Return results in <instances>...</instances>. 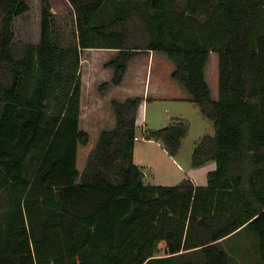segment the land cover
Listing matches in <instances>:
<instances>
[{"label":"trees","instance_id":"trees-1","mask_svg":"<svg viewBox=\"0 0 264 264\" xmlns=\"http://www.w3.org/2000/svg\"><path fill=\"white\" fill-rule=\"evenodd\" d=\"M68 2L75 31L62 46L48 0L37 43L15 37L28 3L0 0V264H238L222 242L243 229L264 264V0ZM94 48L117 51L101 91L140 52L173 63L171 77L214 126L191 154L193 166L215 162L204 185L145 181L133 158L139 96L111 101L116 124L78 170L90 139L80 127L81 52ZM212 52L216 99L205 76ZM187 132L181 117L142 129L174 158Z\"/></svg>","mask_w":264,"mask_h":264},{"label":"rangeland","instance_id":"rangeland-1","mask_svg":"<svg viewBox=\"0 0 264 264\" xmlns=\"http://www.w3.org/2000/svg\"><path fill=\"white\" fill-rule=\"evenodd\" d=\"M29 5L26 14L14 20L13 28L16 40L25 43H37L39 40V23L41 12V0H25ZM53 12V22L57 35L62 46L73 42L75 22L74 13L68 0H48ZM114 49H84L81 52V80L83 79V113L80 127L89 133L88 144L78 146L77 168L82 170L86 163L87 154L93 148L98 133L112 124L111 99L109 92L111 84L101 91L102 83L109 81L104 60L108 55H114ZM147 52H140L144 54ZM159 55V53H157ZM164 55V54H163ZM135 56V57H136ZM165 58L166 55H164ZM168 62L173 63L167 58ZM155 73V66H154ZM205 76L211 88L214 98H217L218 64L215 52L205 68ZM109 79V80H108ZM159 95V94H158ZM157 96L150 92L146 107L143 105L138 111L135 147L133 152L134 162L146 171L145 181L152 184L176 185L183 179L191 177L196 185H204L207 181L208 171L215 168L214 161H207L200 166L191 164V154L194 146L206 134L214 133V126L211 120L197 113V105L191 101L172 100ZM158 97V98H154ZM145 105V104H144ZM146 109V123H155L156 127L165 126L176 117H181L188 123L187 135L183 138L180 151L176 156V162H170L168 155L157 143L147 141L142 135V112ZM199 112V110H198ZM153 124L149 126L152 127ZM155 127V126H154ZM246 229L241 230L230 239L222 242V247L228 249L235 255L238 264H257V258L253 253L252 243L255 237ZM164 243L159 244L158 256H163ZM192 256V255H191Z\"/></svg>","mask_w":264,"mask_h":264},{"label":"crops","instance_id":"crops-1","mask_svg":"<svg viewBox=\"0 0 264 264\" xmlns=\"http://www.w3.org/2000/svg\"><path fill=\"white\" fill-rule=\"evenodd\" d=\"M115 50V49H114ZM116 51V50H115ZM117 53V51H116ZM108 55L105 58V62H107L109 59H111L113 56L116 55ZM155 51H149L144 54H140L139 56L133 57L128 64L127 70L123 76V79L120 84L118 85H112L110 87V93L112 95V99L123 101L124 99L128 97H142L143 100L148 99V96L150 92H155L157 96H164L166 94L167 96L164 98L172 99V100H189V94L185 90V88L175 79L171 77V73L174 69V65L170 64L165 58V56L162 53ZM154 66H155V73H154ZM108 78L110 79L113 73V69L109 66L106 67ZM108 79V80H109ZM83 79H82V90H81V103H80V121L82 119V113H83V98H84V90H83ZM159 94V95H158ZM212 97L214 98L213 94ZM158 98V97H154ZM216 99V98H214ZM111 103V102H110ZM192 103V102H191ZM145 104V105H144ZM143 106L146 107L147 103H144ZM197 113L198 112V108ZM111 114H112V124L110 127L106 129H111L116 124V117L113 112L112 106H111ZM147 120V114L146 109L142 112V127L144 125H150L153 124L152 127H156L159 125H154L155 123H146ZM104 130V129H103ZM86 131V130H85ZM100 133H98L99 136ZM98 138V137H97ZM157 143L160 147L163 149V155H168V159L170 162L175 163L177 160L174 157H171L167 151L163 148V146L154 141V140H148ZM96 142V141H95ZM78 156V154H77ZM145 174L146 171L144 170ZM188 179H190L192 182L190 176H188Z\"/></svg>","mask_w":264,"mask_h":264},{"label":"built area","instance_id":"built-area-1","mask_svg":"<svg viewBox=\"0 0 264 264\" xmlns=\"http://www.w3.org/2000/svg\"><path fill=\"white\" fill-rule=\"evenodd\" d=\"M135 139H137V137Z\"/></svg>","mask_w":264,"mask_h":264}]
</instances>
